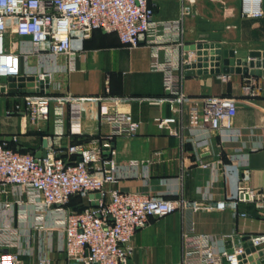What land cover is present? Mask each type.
I'll return each instance as SVG.
<instances>
[{"label":"built area","instance_id":"obj_1","mask_svg":"<svg viewBox=\"0 0 264 264\" xmlns=\"http://www.w3.org/2000/svg\"><path fill=\"white\" fill-rule=\"evenodd\" d=\"M194 1L181 0L180 20L191 12ZM261 3L262 0H242L241 14L262 16ZM95 29L117 33L121 42L130 47L150 42V36L155 33L154 4L150 0H0V78L35 77L31 86L34 91L24 92L16 100L14 110L24 108L33 125L48 120L54 110L58 126L53 134L44 136L48 144L47 153L42 156L13 148L0 138V194L14 195L12 201L0 199V209H6L0 212V264H24L21 253L14 248L20 244L21 236H29L33 229L50 233L47 240L44 235L42 243L46 244L40 249L37 264H55L50 251L52 231L56 229L58 249L66 257L63 264H129L136 251V232L151 217L204 208L230 209L247 216L246 211L240 210L243 202H252L264 211V194L249 184L251 173L246 165L240 167L233 193L208 204L184 195L167 197L110 187L124 176L114 157V139L134 136L140 127V121L131 111L122 108L131 98L109 93L79 96L61 92L60 85L56 91L52 89L57 70L76 69V59L84 51L85 40ZM9 31L22 37L15 47L6 44ZM152 49L153 67L165 74L167 95L162 100L169 101L173 111L171 116L154 118L158 127L170 128L177 116L190 106L192 126L217 130L224 138L238 132L234 120L238 97L186 93L182 87L184 64L192 60L182 57L176 66L172 61H160V45L154 44ZM28 53L37 54L41 63L35 70L28 67L22 71L20 56ZM60 55L66 56V63L57 66ZM176 69L180 74H176ZM220 77L228 81L231 74L223 73ZM8 89L7 82L0 83V93ZM86 104L97 106V117L110 127L109 131L62 148L58 138L64 133L66 106L70 108L71 134L81 135ZM218 162L221 160L213 165L216 169ZM211 165L203 164L204 167ZM223 173L230 176L228 166ZM76 194L86 203L81 210L67 205ZM250 239L255 246L262 245L264 234L250 235ZM231 242L230 247L218 249L210 235L184 231L179 264H254L242 240L231 235Z\"/></svg>","mask_w":264,"mask_h":264},{"label":"crops","instance_id":"obj_2","mask_svg":"<svg viewBox=\"0 0 264 264\" xmlns=\"http://www.w3.org/2000/svg\"><path fill=\"white\" fill-rule=\"evenodd\" d=\"M224 1L235 6L232 16L225 15ZM150 2L155 8V33L150 36V42L130 47L121 42L117 33L95 29L85 40L84 51L76 59V69L72 72L57 70L52 81L55 91L60 85L61 92L79 96L109 93L131 98L122 108L131 111L140 121V127L134 136L122 135L114 139V157L124 176L110 187L167 197L184 195L208 204L233 193L240 177V167L246 165L251 173L249 184L264 194V75L233 72L228 81L221 79L223 71L183 77L182 87L190 95L228 94L238 97L234 119L238 132L224 138L217 130L192 126L190 106L177 116L170 128L157 126L156 116H171L173 111L169 101L162 100L167 95L164 71L155 69L152 63L154 44L161 46L160 61H172L176 66L182 57L195 60L196 52L190 53L187 47L201 41L221 42L227 48L263 51L264 0L260 17L243 16L242 0H195L191 4V13L183 20H180L181 0ZM21 40L17 33H7V46L15 47L14 44ZM40 63L39 56L34 53L21 55L19 60L22 71L28 67L35 70ZM56 63L57 66L64 65L66 56L60 55ZM175 71L180 74L179 69ZM5 82L7 78H0V83ZM16 89L15 92L8 89L0 93V137L12 135L11 142L17 144L18 149L37 153L44 149V136L57 131V115L53 110L48 120L31 124L25 109L14 110V104L25 91L33 88L25 85ZM64 120V133L58 141L65 149L76 139L70 132L69 106H66ZM81 127L83 133L77 136L86 140L110 129L99 121L97 106L89 104H86ZM218 160L221 162L216 169L213 165ZM204 163L212 165L204 167ZM226 166L230 176L223 173ZM209 197L212 200L207 199ZM0 199L12 201L14 195L0 194ZM240 210L248 215L241 216L230 209L204 208L151 217L149 223L136 232L137 247L129 264H179L184 231L210 235L218 249L231 246V235L245 243L246 235L264 234V211L257 209L252 202L241 203ZM1 211L6 212V209ZM44 235L47 240L50 233L33 229L29 236H21L20 244L14 249L21 253L24 264H37L40 249L46 244L42 243L45 242ZM52 237L50 256L53 263L63 264L66 257L58 249L57 229L52 231ZM263 246L264 243L257 248ZM259 264H264V259L261 258Z\"/></svg>","mask_w":264,"mask_h":264},{"label":"water","instance_id":"obj_3","mask_svg":"<svg viewBox=\"0 0 264 264\" xmlns=\"http://www.w3.org/2000/svg\"><path fill=\"white\" fill-rule=\"evenodd\" d=\"M188 51H195L197 57L195 60L189 61L184 64V75H192L195 73L201 74L206 72L211 73H233L242 72L250 75H264V50H240L234 48L223 47L221 42L201 41L198 43L188 45ZM223 63V67H221ZM210 67V68H209ZM35 77L30 76H9L7 78L8 88L11 92H15L18 86H33ZM43 86V84H42ZM48 88L49 85L46 84ZM44 89H42L43 91ZM25 91V90H24ZM34 89H29L32 92ZM26 92V91H25ZM1 139L6 142L13 140L12 135L1 136ZM48 144L47 138L43 139L44 149L37 151V156L46 155L47 150L45 147ZM246 240V251L249 259L254 264H259L264 259V246L257 248L253 244L249 235L244 237ZM256 260V261H255Z\"/></svg>","mask_w":264,"mask_h":264},{"label":"trees","instance_id":"obj_4","mask_svg":"<svg viewBox=\"0 0 264 264\" xmlns=\"http://www.w3.org/2000/svg\"><path fill=\"white\" fill-rule=\"evenodd\" d=\"M74 136H76V139L73 142H80V141L86 140L84 138L83 139L79 138L77 135H74ZM8 144H9V146L17 149V144H14V142H9ZM20 150H21V148H20ZM85 204L86 203H85L84 198L81 197V195L76 194V195L71 196L67 205L69 207L71 206L74 209L81 210L85 206Z\"/></svg>","mask_w":264,"mask_h":264},{"label":"rangeland","instance_id":"obj_5","mask_svg":"<svg viewBox=\"0 0 264 264\" xmlns=\"http://www.w3.org/2000/svg\"><path fill=\"white\" fill-rule=\"evenodd\" d=\"M223 5H224L223 11H224L225 15L228 17L232 16L234 11H235V6L233 4H226L225 1L223 2ZM70 208H72V207L70 206ZM134 244H135V239H134ZM135 246H136V244H135Z\"/></svg>","mask_w":264,"mask_h":264}]
</instances>
